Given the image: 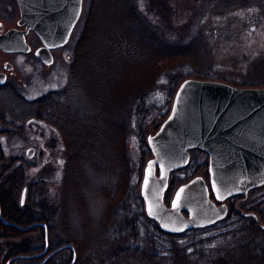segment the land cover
<instances>
[{
	"label": "trees",
	"instance_id": "obj_1",
	"mask_svg": "<svg viewBox=\"0 0 264 264\" xmlns=\"http://www.w3.org/2000/svg\"><path fill=\"white\" fill-rule=\"evenodd\" d=\"M169 39L131 0H90L70 56L69 85L32 101L15 95L12 104L6 103L7 99L0 95L2 218L11 219L18 225L29 224L35 219L45 222L49 250L73 244L79 260L85 243L99 240L100 234L102 237L105 234L109 246L107 257L111 259L126 258L125 255L130 253L125 241L146 243L156 250L168 244L167 238L171 242L195 235L158 236L151 224L147 223L148 229L145 228L146 220L142 219V208L140 203L136 205L135 195L126 198L132 194L127 191L135 173L126 138L134 132L140 136L143 124L155 112L160 113L162 120L169 112V97L163 104H158L151 102V95L172 89L181 77L190 74L196 75L197 80L209 81L206 80L208 73L202 72L207 67L202 46ZM250 73L245 84L240 86L264 88V57L253 63ZM19 117L37 119L57 129L61 135L66 162L57 205L41 201L39 206L31 204L30 210L20 211L17 195L23 186V170L4 149L5 137ZM138 140L140 142L141 138ZM139 149L142 154L141 142ZM146 152L149 153L148 147ZM106 179L115 183V191L110 190ZM27 192L30 193V187ZM263 197L248 210L259 211V221L264 226ZM91 201L101 206L97 215L91 209ZM239 218L240 229L248 228L249 235L242 249H250L249 254L253 255L247 264L257 260L254 250L260 245H263L261 260L257 262L263 264L264 231L252 218ZM120 222L122 227L118 230ZM141 222H144L142 227ZM3 231L6 234L0 235V256L4 249L9 256L28 253L44 244L42 229L33 238L0 224V232ZM120 234L125 235L119 243L110 245ZM126 236H129L128 240ZM258 238L261 244L254 243ZM135 251L132 255H138ZM150 258L153 259L152 253ZM54 259L46 264H54Z\"/></svg>",
	"mask_w": 264,
	"mask_h": 264
},
{
	"label": "rangeland",
	"instance_id": "obj_2",
	"mask_svg": "<svg viewBox=\"0 0 264 264\" xmlns=\"http://www.w3.org/2000/svg\"><path fill=\"white\" fill-rule=\"evenodd\" d=\"M89 3L90 0H82V10L69 41L65 46L52 50L53 62L50 65L43 64L34 56L33 52L39 42L34 40L33 33L28 35L31 40L30 52L0 54V67L4 61L12 66L10 70L2 67L7 77L5 83L0 85V95L2 94L9 100H6V103L12 104V96L15 97V95L32 101L49 92L64 90L69 85L70 56ZM131 3L160 27L162 33L169 36V40L178 43L193 42L202 46V53L207 62V67L202 72H207L209 75V79L206 80L242 88L240 85H244L246 77L251 74L253 63L264 57V0H131ZM5 5L9 6V10L5 11ZM4 11L6 14L10 12L15 18L18 17L13 0H0V20L4 23L5 28L13 26L12 21L6 22L7 17L10 16L5 15ZM187 79L197 80V76L193 74L183 76L172 89L154 92L149 99L151 102L163 104L169 97L168 108L170 110L177 89ZM246 88H250V86ZM168 91H171L170 95ZM159 115L160 113L155 112L149 121L143 124L140 136L135 135L134 132L129 138H126L130 159L135 170L132 184L127 191L132 194L126 198L139 193L143 167L151 158L150 151L146 152L149 144L148 138L155 134L167 116L162 120ZM5 138L4 149L7 156L13 158L15 164L20 165V169L23 170V186L18 191V203L21 201L23 189H26L25 206L31 204L39 206L41 201L57 205L60 200L63 168L66 162L65 150L58 130L37 119L19 117L13 128L10 127L9 134ZM138 138H141L142 154ZM28 148L33 149L32 157L26 156ZM206 162L204 153L193 152L184 169L170 174L168 183L171 193L167 199L170 200L178 184L188 178L194 175L206 177ZM197 167L200 169L195 171ZM106 182L110 190H114L115 183L112 180L107 181V179ZM27 187H30V193L27 192ZM263 195L264 187L251 195L248 198L249 204L247 202L245 204L251 206L254 202L262 200ZM91 206L92 211L97 215L100 212V204L91 201ZM263 208L262 204L261 209ZM254 213L258 218L257 222L254 221L258 225L260 213L259 211ZM235 217L240 219L241 216L236 214ZM115 221L118 222L116 219ZM116 222H112V224ZM72 223L76 225L74 220ZM235 226L239 227L240 222L234 223ZM120 227H122L121 222L118 230ZM258 227L260 226L258 225ZM246 229L248 230V228ZM230 230L231 228L226 227L225 230L218 229L202 236L186 237L189 239L179 240L177 238L176 241L171 242L167 238L168 244L163 247L159 246L156 250L148 247L146 243L142 245L125 241L128 244L126 246L130 248L128 249L130 253L125 255L126 258L116 259L108 258V250L101 244L102 240H97L93 246L96 250L90 255L82 256L84 259L78 264H247L249 258L250 260L253 258V255L249 254L250 249H242L248 239V231L240 229L239 232L232 233ZM262 230L264 231V229ZM125 234L130 235L128 232ZM124 235L120 234L119 238L122 239ZM128 238L129 236H126L127 240ZM260 240L258 238L254 243L261 244ZM183 245L187 246L182 247ZM262 246L255 247L258 252L254 250L257 260L253 264H258L261 260ZM133 251L139 252L138 255H132ZM64 253L63 259L68 255L67 252ZM5 255L6 249L0 256V264L4 261ZM53 262L60 264L61 261H59V257H56Z\"/></svg>",
	"mask_w": 264,
	"mask_h": 264
},
{
	"label": "water",
	"instance_id": "obj_3",
	"mask_svg": "<svg viewBox=\"0 0 264 264\" xmlns=\"http://www.w3.org/2000/svg\"><path fill=\"white\" fill-rule=\"evenodd\" d=\"M16 2L20 14L17 25L24 28H11L0 33V52H29L25 35L31 30L42 43L35 49V57L50 65L53 62L51 50L63 47L69 41L82 10V0ZM11 68V64L6 63L5 69ZM5 80L6 74L0 72V85ZM167 123L173 127L151 139L161 164L157 180L159 190L167 182L173 163L178 166L188 162L187 149L190 147H199L209 153V171L214 179H227L235 171L256 173L264 169V88H236L221 82L187 79L180 85L173 110L162 129ZM26 156H33L32 148L26 150ZM154 165V159L146 164L145 174L149 178L153 176ZM24 200L25 189L21 195L22 204ZM41 225L45 247L37 256H43L47 251L46 226ZM66 248L73 250L70 264H74L75 251L68 244L48 254L40 264Z\"/></svg>",
	"mask_w": 264,
	"mask_h": 264
},
{
	"label": "flooded vegetation",
	"instance_id": "obj_4",
	"mask_svg": "<svg viewBox=\"0 0 264 264\" xmlns=\"http://www.w3.org/2000/svg\"><path fill=\"white\" fill-rule=\"evenodd\" d=\"M13 2L15 5L16 12L18 11L17 13L18 17L17 18L13 17V15L10 12L6 14L5 11L7 9L9 10V6L5 5L4 13L5 15L10 16V17H7L6 22L12 21L13 26H9L5 28L4 23L0 20V33H3L6 30L11 29V28H19V29L24 28V26L20 27L17 25V22L20 17L19 8H18L16 0H13ZM30 33H33V35L35 36L34 40L39 42L37 47L41 46L42 43L39 37L33 31H29L27 35H25L27 44L30 46L31 40L30 38H28V35ZM1 53L2 54H12V53L0 52V54ZM16 54H20V53H16ZM6 63L8 62L4 61L1 64V67H0L1 73H5L2 67L5 69ZM173 103H174V100H173ZM173 103L166 116V119L165 120L163 119L164 122L168 119V117L170 116L173 110ZM162 125L157 129V131L155 132L153 136H150L148 138V142H149L148 148L151 154V158L149 160L151 159L155 160L153 176L150 178L146 176L145 174V169H146V164H147L146 162L145 166L143 167V176H142V179L139 185V193L138 195H135L136 205L140 203V206L142 208L141 209L142 219L146 220L145 221L146 223L144 224L145 228L148 229V224L149 225L151 224V228H153L154 231L156 230L158 232L156 234L162 237H168L169 235H176V234H181L182 236H188L192 233H194L195 235L202 236V235L209 233L210 231H214L218 229L225 230L226 227L231 228L230 231L232 233L234 231L235 233L239 232L241 226L234 227V223L240 222V220L235 217L236 214L241 217H252L254 218L253 220H256L257 222L258 218H257V215H255L254 213L255 211L248 210L249 208L248 198L251 195H253L255 192L259 191L260 188L264 187V169L256 173L243 172L240 170V171H235L231 173L227 179H222L220 177H217L214 179L209 171V153L199 147H190L187 149V152L189 154V159H190L191 154L195 151L205 154L206 159H207L206 168H205L206 177L202 175H194L188 178L181 184H178L170 200L167 199V197L171 193L170 188H169V183H168L170 174L174 171L184 169L185 163L178 165V166H173L175 164L173 163L171 167H169L170 169H169V175L167 178V182L165 183L164 187L163 188L161 187V189L159 190L158 189L159 186L157 185V180L160 177L161 164L159 162V159H157L155 150L152 146V141L154 140H151V139H155V137L159 136L163 131L168 132L169 129L173 127L172 125H170V123H167V125H165V127L162 129ZM198 169H200V167H197L195 171H197ZM146 177L148 178L147 187H145V183H144V180ZM213 185H215V189L213 188ZM181 189H183L182 192H180ZM178 192H180L179 206L174 208L173 201L176 200V196ZM25 195H26V189H25ZM217 195H219L221 198L217 199ZM246 202L248 204H245ZM24 203H25V200H24ZM24 203L22 204L21 201L19 202L20 211H23L26 209L30 210L31 208L28 206H25ZM33 205L36 206V204H33ZM42 223L45 224V222L38 221L35 219L33 222L29 224L18 225L11 219L2 218L1 213H0V224L2 226L5 225L11 228H15L18 230L19 233L25 234L29 236L30 238H33L36 235H39L40 229H42V231L44 232V228L41 225ZM143 223L144 222H141L139 225L142 227ZM258 225L262 229H264V226L260 223V221ZM28 226H31V227H29L28 229H25ZM234 228L236 229L234 230ZM177 229H182V230H177ZM46 232H47V226H46ZM4 234H6L5 231L0 232V235H4ZM9 234L13 235L15 233L9 232ZM98 235H99V232H98ZM94 237H97V235L94 234ZM99 240H102L101 244L103 245L105 249L109 251V246H107L105 242V234H103V237L100 234ZM119 240L120 238H115L114 241L110 242L109 244L113 245V244L119 243ZM96 241L93 242L92 240H89L85 243V247L82 249L80 260L78 259V253L74 245L67 243L68 245H72L74 248L75 255H76L74 264L84 259L83 257L86 254L90 255V253L96 250V248L93 247ZM246 242L247 241H245V244ZM63 245H66V244H63ZM44 247H45V240L42 246L38 245L37 248H35L34 250L28 253L14 254V255H9V256L5 255L3 257L4 261L2 262V264H40L48 254L54 251V250H51V251L49 250L48 243H47L46 253L43 256H37L40 252L43 251ZM64 252H67L68 254L65 259H63L65 257ZM72 256H73V250L71 248H66L52 255L48 260H50L51 258L61 257L62 259L59 258V260L61 259L63 264H70L72 260ZM48 260L46 262H48Z\"/></svg>",
	"mask_w": 264,
	"mask_h": 264
},
{
	"label": "snow or ice",
	"instance_id": "obj_5",
	"mask_svg": "<svg viewBox=\"0 0 264 264\" xmlns=\"http://www.w3.org/2000/svg\"><path fill=\"white\" fill-rule=\"evenodd\" d=\"M148 185V178L146 177L145 178V187H147ZM213 188L215 189V185H213ZM183 189L180 190V192H182ZM180 192L177 193V196H176V200L173 201V207H178L179 206V201H180ZM221 197L219 195H217V199H220ZM177 230H182V229H177Z\"/></svg>",
	"mask_w": 264,
	"mask_h": 264
},
{
	"label": "bare ground",
	"instance_id": "obj_6",
	"mask_svg": "<svg viewBox=\"0 0 264 264\" xmlns=\"http://www.w3.org/2000/svg\"><path fill=\"white\" fill-rule=\"evenodd\" d=\"M56 249H57V248H56ZM56 249H55V250H56Z\"/></svg>",
	"mask_w": 264,
	"mask_h": 264
}]
</instances>
